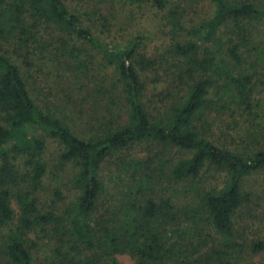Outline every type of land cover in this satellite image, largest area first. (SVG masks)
<instances>
[{
  "label": "trees",
  "instance_id": "trees-1",
  "mask_svg": "<svg viewBox=\"0 0 264 264\" xmlns=\"http://www.w3.org/2000/svg\"><path fill=\"white\" fill-rule=\"evenodd\" d=\"M124 1L166 11L173 29L179 28L163 60L142 51L140 34L115 45L99 37L111 28L103 9L114 0H97L85 12L70 9L65 0H0V264H35V242H30L38 231L55 247V254L47 257L49 264H122L120 253L130 254L135 264L203 263L192 249L184 255L170 245L167 226L180 208L174 197L161 198L157 192L167 179L196 190L185 214L193 210L191 221H208L220 235L217 241L233 250L221 254L213 247L214 255L205 258L212 264H234L237 258L231 257L239 252L235 215L244 200H250L251 193L244 191L247 177L264 171V145L239 152L208 137L206 126L211 128L214 116L226 111L247 115V124H252L251 118L259 115L256 108L264 111L259 94L264 86V0ZM202 1L208 6L206 16L199 15ZM57 43L67 58L82 61L78 67L93 64L95 56L106 60L114 69V87L125 95L126 102L111 111L110 118L87 121L82 134L74 128L83 125L79 118L85 123V111L76 107L80 103L63 96L58 101V95L42 98L31 89L28 75L36 52ZM164 61L168 87L180 92L163 96L167 105L157 107L165 110L156 117L146 101L142 74ZM66 104L72 105L69 112ZM261 128L264 121L253 122L255 132ZM143 142L191 155L176 162L163 159L155 178L146 160L143 175L140 163L119 169L115 181L125 186L113 195V209L102 208L99 214L102 197L108 194L100 177L103 165ZM51 144L59 146L60 162L73 165L78 195L67 217L45 209L37 196L47 175ZM206 167L226 173L223 187L199 185ZM250 247L262 252L264 242ZM255 264H264V259Z\"/></svg>",
  "mask_w": 264,
  "mask_h": 264
},
{
  "label": "rangeland",
  "instance_id": "rangeland-1",
  "mask_svg": "<svg viewBox=\"0 0 264 264\" xmlns=\"http://www.w3.org/2000/svg\"><path fill=\"white\" fill-rule=\"evenodd\" d=\"M65 1L70 9L85 12L93 9L97 0ZM110 4L111 7L107 5L104 7L103 13L109 21L112 20L110 22L111 28L106 29L104 34L100 33L99 37L115 45L121 44L123 40L131 39L133 35L140 34L144 37L142 51L149 57L163 60L166 56L167 48L173 39L177 37L179 31L178 27L173 29L171 17L168 16L167 12L158 11L150 5L141 7L130 6L124 0H114V3ZM200 5L204 8H201L202 11L200 10L201 13L199 15L204 16L208 6L204 1L200 2ZM199 15L195 17L198 21ZM45 40L48 39L45 38ZM48 41L50 42V40ZM59 46L60 44L57 43L36 52L35 66L30 69V74L28 75L32 84L31 89L37 95V92H40L42 98L52 99L55 95H58V101L63 96L65 101L72 97L74 101L80 103L76 107L85 111V115H82L85 123L79 118V122L83 125H79L80 127L74 126V128L77 133L81 132L82 134L83 128L86 129L87 121L92 119V122L96 123V118L99 120L110 118L111 111L126 102L125 95L123 97L121 90L114 87V69L106 60L95 56L93 64H85V66L78 67V65L81 66L82 61L75 62V58H67V55L59 50ZM4 49L8 48L4 47ZM169 59L172 60V58ZM167 65L164 61L163 66L158 67L157 70H148L142 74L146 83V101L152 111L151 115L156 117L165 110H158L157 107L161 105L166 107L167 105L163 100V96L180 92L175 86L168 87V75L164 71ZM170 68L175 69L173 66ZM32 72L33 74H31ZM259 94L260 97L264 98V86L260 87ZM161 101H163L162 104ZM64 106L68 109L67 112L71 110V104ZM256 110L259 115H254L251 119L255 123L263 122L264 111L261 108H256ZM247 117V115L239 116V112L226 111L224 115L217 114L212 120L211 128L206 126V133L208 137L219 145L227 146L230 149H238L239 152L243 149L252 151L260 143L264 145V128H261L260 132H255L253 122L252 124H247ZM234 119L238 121V126L234 125ZM246 141L249 142V146H247ZM58 148L59 146L54 144L48 147V155L46 156L48 171L37 196L39 197L40 205L45 209H53L58 214L67 217L71 216L72 203L78 193L72 180L74 176L73 165L63 164L59 161ZM160 150H163L164 154ZM190 155V153L175 148L165 150L148 142H143L141 145L131 148L129 152L128 149H125L112 155L100 171V177L108 194L104 193L102 197L103 204L99 209V214L103 211L101 210L102 208L113 209V195L117 197L115 193H117L118 188L125 186H122V181L120 183L115 181L119 169L129 168L131 164L135 167L140 163L138 169L143 175V162L146 160L147 164L152 165L150 171L153 178V174H159V167H161L163 159H166V163L176 162ZM163 171L166 173L168 169L164 166ZM145 173H149V170L148 172L145 170ZM147 177L149 180L151 179L149 176ZM129 178H131L130 175L125 178L126 180L128 179L126 183L130 181ZM225 181L226 173L224 171L216 167H210L209 169L206 167L201 172L198 182L202 187L210 188L214 186L221 188L224 186ZM157 187L159 188L157 192H160L161 198L165 196L174 197L176 206L180 208L177 213V219L167 226L168 240L171 242L170 245L176 246L175 253L182 249L181 251L184 252V255H189L191 254L189 249H192L194 258L202 257L203 263L201 264H212L211 260L205 257L214 255L213 247L221 254H232L233 250L227 248V246L224 247L223 240H220V243L217 241L220 235L214 231L208 221H199L198 218H194L191 221L193 210L188 215L185 214L191 209L188 204L193 205L194 203L192 197L196 195V190H192L189 185L183 182L173 180L169 183L168 179ZM244 191L251 193V196L250 200H244L243 205L235 215V234L238 244L236 249L239 252H234L231 257H237L233 261L234 264H255L264 259V251L254 252L250 247L251 244L258 240L264 242V171L247 177L244 183ZM120 195L119 197H124L125 194ZM13 205L17 209V205ZM46 237L49 236L45 233H40V231H38V235L36 233L31 235L32 241L30 244H33V241L35 242L31 248L36 259L35 264H49L47 263V257L55 254V247L51 246L52 243ZM191 246H195V248ZM222 246L223 251L219 249ZM224 251L227 252L225 253ZM117 258L122 264H135L136 262L135 258L128 253L117 254Z\"/></svg>",
  "mask_w": 264,
  "mask_h": 264
}]
</instances>
